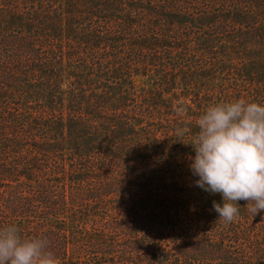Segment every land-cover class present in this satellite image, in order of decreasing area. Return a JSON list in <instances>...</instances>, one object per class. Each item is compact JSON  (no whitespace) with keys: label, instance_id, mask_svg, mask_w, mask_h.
Returning a JSON list of instances; mask_svg holds the SVG:
<instances>
[{"label":"trees","instance_id":"16d2710c","mask_svg":"<svg viewBox=\"0 0 264 264\" xmlns=\"http://www.w3.org/2000/svg\"><path fill=\"white\" fill-rule=\"evenodd\" d=\"M238 98L264 104V0H0V227L59 264H264V212L223 222L190 168Z\"/></svg>","mask_w":264,"mask_h":264},{"label":"clouds","instance_id":"9594fccd","mask_svg":"<svg viewBox=\"0 0 264 264\" xmlns=\"http://www.w3.org/2000/svg\"><path fill=\"white\" fill-rule=\"evenodd\" d=\"M190 168L196 186L219 193L213 209L225 223L239 216L247 201L254 217L264 212V104L245 98L207 106L196 120ZM183 131L181 130V133ZM0 264H59L44 236H23L16 224L0 227Z\"/></svg>","mask_w":264,"mask_h":264}]
</instances>
